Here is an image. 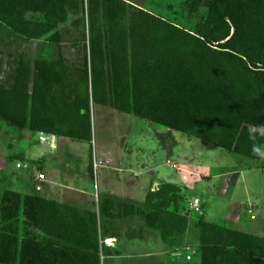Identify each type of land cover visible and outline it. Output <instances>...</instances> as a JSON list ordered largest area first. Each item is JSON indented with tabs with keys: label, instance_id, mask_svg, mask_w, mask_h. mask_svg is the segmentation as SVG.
I'll list each match as a JSON object with an SVG mask.
<instances>
[{
	"label": "trees",
	"instance_id": "trees-1",
	"mask_svg": "<svg viewBox=\"0 0 264 264\" xmlns=\"http://www.w3.org/2000/svg\"><path fill=\"white\" fill-rule=\"evenodd\" d=\"M182 1L167 17L134 0H0V123L91 144L100 105L259 161L264 0ZM16 40L39 46L9 50ZM87 169L93 177L92 154ZM151 189L142 202L100 196L96 210L0 189V264H136L105 242L148 231L168 256L191 231L185 264H264V237L208 221L175 183Z\"/></svg>",
	"mask_w": 264,
	"mask_h": 264
},
{
	"label": "rangeland",
	"instance_id": "rangeland-1",
	"mask_svg": "<svg viewBox=\"0 0 264 264\" xmlns=\"http://www.w3.org/2000/svg\"><path fill=\"white\" fill-rule=\"evenodd\" d=\"M134 1L166 13L167 17L177 16L183 5L182 0ZM6 34V30H0V36ZM38 44L16 40L9 50L33 54ZM64 50L66 57L73 59L75 50L68 44ZM3 63L6 71L10 64L7 59ZM91 117V144L64 138L57 147L56 142L53 146L48 142L30 143V149L28 133L0 123V189L35 194L38 171L45 167L46 182L51 184H44L45 180L41 183V195L96 210L100 196L113 194L142 202L149 189L158 190L160 183L171 182L182 188L184 200H200L208 221L264 237V156L254 161L228 153L202 140L100 105L94 106ZM91 154L94 167H98L96 172L94 168L93 177L87 169ZM26 157L34 159L33 165L17 168L18 161H27ZM129 224L124 223L123 232H127ZM159 242L152 232L144 241L108 239L105 244L118 248L125 257L137 258L136 264H157L168 257L185 264L183 258L174 257L175 253L168 256V251L156 252L157 247L163 246ZM186 244L196 245L191 231L183 247Z\"/></svg>",
	"mask_w": 264,
	"mask_h": 264
},
{
	"label": "built area",
	"instance_id": "built-area-1",
	"mask_svg": "<svg viewBox=\"0 0 264 264\" xmlns=\"http://www.w3.org/2000/svg\"><path fill=\"white\" fill-rule=\"evenodd\" d=\"M39 141L41 143H45V142H48L49 143V137H47L44 133H40L39 134V137H38ZM17 168H23V169H27L28 168V163H25V162H20V163H17ZM95 168V172L97 170L98 167H94ZM45 180V175L42 174V173H39L38 176H37V182L38 184H36V189L37 190H40L41 189V183ZM200 205H201V202L198 198H192L190 201H189V206H190V209L195 211V212H199L200 211ZM175 254L174 257L177 259H185V261H191L194 256L196 255V250L193 246H190V245H186L185 247H183L182 251H177V252H173Z\"/></svg>",
	"mask_w": 264,
	"mask_h": 264
},
{
	"label": "crops",
	"instance_id": "crops-1",
	"mask_svg": "<svg viewBox=\"0 0 264 264\" xmlns=\"http://www.w3.org/2000/svg\"><path fill=\"white\" fill-rule=\"evenodd\" d=\"M45 134V133H44ZM46 135H48V134H46ZM37 136V137H36ZM48 136H50L51 137V141H49V143L48 144H51L52 146H53V144L56 142V147L58 146V144H59V146H60V144L62 143V141L64 140V138H61V137H57V136H54V135H48ZM28 137L30 138L29 139V147H28V149H30V148H32L33 147V144H35V143H39V144H41V145H44L43 143H41L40 141H39V139H38V137H39V134H36V135H34V138H33V136L31 135V134H28ZM36 137V138H35ZM54 142V143H53ZM30 143H33V144H30ZM53 143V144H52ZM27 149V150H28ZM45 150V149H44ZM45 152H46V150H45ZM27 161H18V162H25V163H28V164H31V166L33 165V160L34 159H31V158H25ZM42 171H38L39 173H41L42 172V174H45L46 172H44V171H47L46 170V168L45 167H41L40 168ZM36 180H37V178H36ZM53 183V182H52ZM44 184H47V185H50L51 184V182L48 180L47 182H46V179H45V181H44ZM47 185H44L45 187L47 186ZM60 186V185H59ZM73 188H76V187H73ZM72 188V189H73ZM77 188H79V187H77ZM45 189V188H44ZM81 190H83V189H81ZM113 195V194H112ZM115 196V195H114ZM116 197H118V196H116ZM120 198H124V197H120ZM195 198V197H194ZM79 207H81V206H79ZM150 233H148L147 235H149ZM152 234V233H151ZM112 239H114V238H112ZM146 239V238H145ZM144 241V240H143ZM158 241H157V239H156V243H157ZM161 242V241H160ZM159 242V243H160ZM109 243V242H108ZM163 245V244H162ZM159 247H162V248H159ZM159 247H157V249L155 250L156 252H159V253H162V252H165V254H167L166 252H167V249L164 247V245L163 246H159ZM159 248V249H158ZM121 251V250H120ZM155 253V252H154ZM164 256H166V255H164ZM161 261H164V260H161ZM160 262V261H159Z\"/></svg>",
	"mask_w": 264,
	"mask_h": 264
},
{
	"label": "clouds",
	"instance_id": "clouds-1",
	"mask_svg": "<svg viewBox=\"0 0 264 264\" xmlns=\"http://www.w3.org/2000/svg\"><path fill=\"white\" fill-rule=\"evenodd\" d=\"M255 131L256 130L254 128H250L249 129L250 135H252L253 133H255ZM253 151L256 152V153H258V154H260L261 156H264V152H260V149L259 148L254 147L253 148Z\"/></svg>",
	"mask_w": 264,
	"mask_h": 264
},
{
	"label": "bare ground",
	"instance_id": "bare-ground-1",
	"mask_svg": "<svg viewBox=\"0 0 264 264\" xmlns=\"http://www.w3.org/2000/svg\"><path fill=\"white\" fill-rule=\"evenodd\" d=\"M109 241H110V240H109ZM109 241H108V242H109Z\"/></svg>",
	"mask_w": 264,
	"mask_h": 264
}]
</instances>
